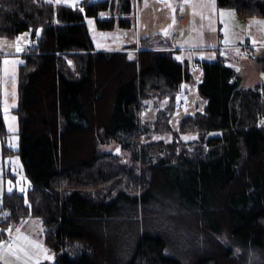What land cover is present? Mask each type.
I'll return each mask as SVG.
<instances>
[{
  "label": "trees",
  "instance_id": "16d2710c",
  "mask_svg": "<svg viewBox=\"0 0 264 264\" xmlns=\"http://www.w3.org/2000/svg\"><path fill=\"white\" fill-rule=\"evenodd\" d=\"M216 1L264 17V0ZM132 13L133 0H0V36L27 32L31 40L12 109L16 150L0 108V151L19 153L29 203L17 190L5 193L0 240L36 217L55 253L50 264H264V82L242 88L222 59L205 61L203 108L175 129L159 112L154 131L173 139L142 143L150 124L141 125V100L169 99L174 110L179 86L193 77L170 44L94 48L87 17L110 30L130 26ZM190 132L200 138L184 141ZM107 140L129 151L131 163L102 158Z\"/></svg>",
  "mask_w": 264,
  "mask_h": 264
},
{
  "label": "rangeland",
  "instance_id": "374dc122",
  "mask_svg": "<svg viewBox=\"0 0 264 264\" xmlns=\"http://www.w3.org/2000/svg\"><path fill=\"white\" fill-rule=\"evenodd\" d=\"M82 2L83 0H67L66 3L62 2L61 4L74 7L81 5ZM208 2L209 0H188L187 3L184 0H133V13L129 16L131 25L128 27L117 25L110 30L99 28L93 17L86 18L87 28L96 50H122L124 47H131L132 50L130 51L133 53L144 45L170 44L173 46L174 56L182 57L181 61L193 77L192 81L183 83L186 89V102L181 103L182 98L178 93L177 106L174 110L169 107V99L150 96L143 102L141 100L143 105L139 110L141 125L149 126L148 123L150 124V132L138 134L142 143L152 140L171 141L173 139L171 131L161 133L154 131L153 124L160 114L159 112L163 111L159 117L164 118L168 128L175 129L185 115L193 114L203 108L204 100L199 97L198 92V84L203 73L201 69L203 62L222 59L223 63L232 68L240 77L242 88L264 82V75H262L264 74V47L262 45L264 44V23H260L264 22V17H245L234 8L218 7L217 1L215 11L209 7H201ZM168 3L173 5L175 12L167 7ZM181 6L183 7L182 12ZM221 11L225 13L223 17L220 15ZM228 13L232 14L229 15ZM104 14L103 18L110 17L108 13ZM201 15L205 18L201 19ZM173 16H175V24H173ZM88 20L93 21L92 25H89ZM226 25L233 41L229 45L223 43ZM164 30L168 31L167 35L164 34ZM25 33L27 32H21L15 37L0 36V108L4 112V120L8 130L10 125L13 129L12 131L9 130L8 145L15 150L19 148L20 139L18 115L12 111V108L16 107L19 102L18 65L15 68V77L13 78L12 66H7L9 71L6 75L3 61L5 59H20L19 54L23 53L25 46L31 43L29 35L23 37ZM18 37H21L20 46L23 49L19 53L15 50ZM236 48L240 50L239 55L236 53ZM221 52H224L225 55H221ZM69 63L73 67V63L71 61ZM237 67L240 71H236ZM6 106L7 113H5ZM13 117L15 119H12ZM184 137H188V139H184ZM181 138L184 141H195L200 136L190 132L183 133ZM117 149L120 151L117 152ZM99 151L104 159L115 161L120 165L131 163L130 152L124 150L116 140L102 142L99 145ZM9 182H11L12 191L17 190L24 193L25 201L29 203L27 191L31 181L25 173L19 153L4 154L0 151V211L3 210L2 207L4 206L3 197L5 193L9 192ZM20 188H24L25 191H20ZM3 213L5 212L3 211ZM156 220L157 218L153 223H156ZM159 223L163 227H169L167 221ZM159 223L157 222V224ZM146 227L150 229L152 226L146 223ZM17 228L20 229L19 234L26 235L31 240L39 241L48 250V254L52 258L45 259L44 256H40L39 264L54 262L55 253L43 241L42 228L38 218L28 217L21 220L16 228L9 233V238L0 240V264H6V262L7 264H23L22 260L17 261L14 256H10L8 253V247L16 242ZM170 228L173 229V226ZM174 232V234L178 233L176 229ZM33 264H35V257Z\"/></svg>",
  "mask_w": 264,
  "mask_h": 264
},
{
  "label": "snow or ice",
  "instance_id": "6c2138e0",
  "mask_svg": "<svg viewBox=\"0 0 264 264\" xmlns=\"http://www.w3.org/2000/svg\"><path fill=\"white\" fill-rule=\"evenodd\" d=\"M49 3H62V2H67V0H48ZM185 3L188 2V0H184ZM167 7L171 8L173 10V12H175V8L173 7V5L171 3L167 4ZM201 7H209L212 11H215L216 9V0H209L208 4L206 5H201ZM181 12L183 11V7L181 6ZM79 11L83 12V8H79ZM195 14V13H194ZM229 15H231L232 13H228ZM105 14L104 13H100V16L103 17ZM221 17H223L225 15V13L223 11H221L220 13ZM205 17L203 15H201V19H204ZM175 16H173V24H175ZM89 25H92L93 21L92 20H88ZM260 23H264V22H260ZM171 27V26H170ZM164 34L167 35L168 31L164 30ZM29 34L25 33L23 34V37H27ZM36 35L39 36L40 35V31L37 30ZM20 40L21 37L17 38V42L15 45V50L17 53L21 52L23 49L20 46ZM232 39L229 35V32L227 31V25L225 26V32H224V40L223 43L225 45H229L230 43H232ZM253 44H255V41H253ZM236 53L239 55L240 54V50L239 48H236ZM221 55H225L224 52H221ZM129 58L131 59L132 56L131 54H129ZM177 60H182L181 56H177L176 57ZM23 63L22 60L19 59H5L3 61V64L5 65L4 68V73L7 75L8 74V65L12 66V77H15V68L17 65ZM231 66V65H229ZM236 71H240V69L237 67ZM264 75V74H262ZM14 94V93H13ZM5 113H7V106L5 107ZM7 119V116H6ZM12 119H15V117H13ZM9 130L12 131V127L11 125L9 126ZM184 139H188V137H184ZM117 152H119L120 150L117 149ZM24 179V178H22ZM17 183H19V181H17ZM9 192L12 191V186H11V182H9ZM20 191L24 192L25 189L24 188H20ZM27 202V201H26ZM9 232L11 231V229L8 230ZM18 235L16 237V242L14 245H10L8 247V253L10 256H14L15 259L17 261H21L23 262V264H33V258L35 257V264H39V258L40 256H44L45 259H51L52 257L48 254V250L46 248H44L42 246V244L39 241H34L29 239V237H27L26 235H22L19 234L20 233V229L17 228L16 229ZM23 242V243H21ZM237 252H239V249H237ZM7 264V262H6Z\"/></svg>",
  "mask_w": 264,
  "mask_h": 264
},
{
  "label": "built area",
  "instance_id": "2783aa9c",
  "mask_svg": "<svg viewBox=\"0 0 264 264\" xmlns=\"http://www.w3.org/2000/svg\"><path fill=\"white\" fill-rule=\"evenodd\" d=\"M30 50H31V45L26 46L24 49L25 52H29ZM178 93L182 98L181 103L186 102V100H187L186 89H185L183 84L179 86Z\"/></svg>",
  "mask_w": 264,
  "mask_h": 264
},
{
  "label": "crops",
  "instance_id": "0c3cea01",
  "mask_svg": "<svg viewBox=\"0 0 264 264\" xmlns=\"http://www.w3.org/2000/svg\"><path fill=\"white\" fill-rule=\"evenodd\" d=\"M262 45H263V47H264V44H262ZM27 46H28V45H27ZM25 47H26V46H25ZM172 47H173V46H172ZM172 47H170V48H168V49H172ZM24 49H25V48H24ZM166 49H167V48H166ZM127 50L130 51V50H132V49H127ZM24 52H25V51H23V53H24ZM23 53L19 54V55H20V56H19V57H20L19 60H22V59H21V55H22ZM18 67H19V65H18ZM17 70H18V69H17ZM17 75H18V71H17ZM1 109H2V108H1ZM12 109H13V108H12Z\"/></svg>",
  "mask_w": 264,
  "mask_h": 264
}]
</instances>
